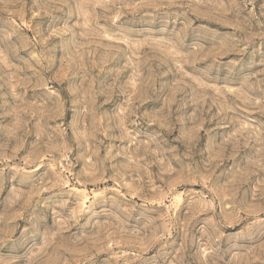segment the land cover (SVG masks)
Masks as SVG:
<instances>
[{
    "label": "rangeland",
    "instance_id": "374dc122",
    "mask_svg": "<svg viewBox=\"0 0 264 264\" xmlns=\"http://www.w3.org/2000/svg\"><path fill=\"white\" fill-rule=\"evenodd\" d=\"M0 264H264V0H0Z\"/></svg>",
    "mask_w": 264,
    "mask_h": 264
}]
</instances>
